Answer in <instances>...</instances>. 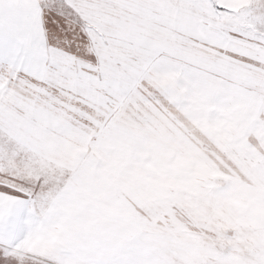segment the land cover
<instances>
[{
	"label": "snow or ice",
	"instance_id": "snow-or-ice-1",
	"mask_svg": "<svg viewBox=\"0 0 264 264\" xmlns=\"http://www.w3.org/2000/svg\"><path fill=\"white\" fill-rule=\"evenodd\" d=\"M0 264H264V0H0Z\"/></svg>",
	"mask_w": 264,
	"mask_h": 264
}]
</instances>
